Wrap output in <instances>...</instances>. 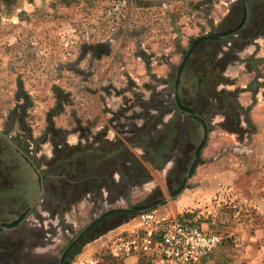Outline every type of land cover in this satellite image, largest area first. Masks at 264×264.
<instances>
[{
	"label": "crops",
	"instance_id": "crops-1",
	"mask_svg": "<svg viewBox=\"0 0 264 264\" xmlns=\"http://www.w3.org/2000/svg\"><path fill=\"white\" fill-rule=\"evenodd\" d=\"M261 14L264 15L263 8ZM210 45L202 46L210 49ZM198 48L189 60L196 54ZM179 49L180 53L183 51L185 54L178 67H172L175 65L169 60L164 62L166 65L164 68L149 65L152 67L146 78L121 67L122 81H114V64L110 63L105 76L98 79L91 72V76L88 74L82 81L84 85L81 88L84 89L86 85L91 86V92L89 96L80 98L79 102L68 95L69 101L65 104L57 99L42 106L41 110L34 105L28 108L29 112H38L39 115V121L31 125L28 136L31 142L30 147L36 146L35 158L50 161L55 154H64L63 149L66 148L85 150L97 149L103 145L112 146L110 151L115 157L120 144L126 147L122 134L125 123L121 121H125L130 114L132 115L134 109L126 107L133 95L127 89L128 80L137 88L142 85L147 87V84L152 82L151 76H154L156 80L175 77V83L184 58L191 49V41L181 43ZM95 50L99 49L96 47ZM92 57L91 67L94 65L93 62L99 60L95 59V56ZM206 65L203 67L204 70L209 69L208 72L218 74L215 82L210 77L195 75L189 69L186 72L184 70L186 67H183L187 93L180 96V104L190 111V114H194V110L197 111L192 109L193 103L200 115L203 111L201 108L204 106L203 103L205 106L210 105L212 111L208 118L209 132L206 144L200 152L199 164L194 168L189 180L192 190L190 192L186 189L176 199L172 207L174 212L171 214L173 216L180 214L187 219H198L202 231L215 233L223 238L222 245L215 250L206 264H264V199L250 201L249 206L259 212V217L249 222H241L231 212L219 209L208 201L224 184L245 187L252 192L253 187L250 181L260 174L258 164L255 163L260 162L259 157L256 158V156L264 149V35L239 45H237L236 37L221 42L220 47L212 53ZM167 69L171 71L167 72ZM141 73L142 71L137 74ZM222 79L224 82H219ZM65 84L67 85L65 81L62 85L57 84L56 89L62 94L74 92L72 89H67ZM178 90L181 88L178 87ZM223 92L232 96L235 106L229 101H223L225 107L221 106L222 111H220L219 108H215V104ZM189 101L193 102L188 104ZM59 103L60 112L50 116L54 112L52 110L55 107L58 108ZM233 108L238 117L236 127L243 131V138L223 128L227 121L225 116L232 114L230 111ZM168 112L162 116L163 124L172 117V114ZM195 114L185 118L187 126L184 124L180 128L185 129V133L190 131L197 141L198 135L203 134V127L197 118L199 114ZM131 122L135 129H141L140 118H134ZM157 134L160 136V132ZM130 152L137 159L142 154L140 149H130ZM108 160L112 161L111 158ZM240 163L243 165L239 166ZM146 164L145 168L150 174L151 171L155 172L148 162ZM24 167L27 168L22 169L23 171L17 170L14 151L10 153L7 150L0 153V264H13L16 258L32 256L59 260L66 251L68 229L74 231V228L79 226L77 213L83 202L79 200L67 208L62 215L49 213L42 198L35 205L40 191L38 190L36 194L33 192L32 169L28 164ZM170 167L169 161L163 166V170H169ZM120 177L116 172L113 175L116 183L120 181ZM17 183H21L22 186L18 188ZM134 189L131 190V194ZM17 190L20 192L17 193ZM195 201L200 202L198 211L194 209L197 206ZM134 220L131 219L80 246L78 253L69 264H100L98 260H95L97 255L109 249L113 253H107L105 259L110 260L109 264H117L112 261L116 258L114 242L119 236L136 228ZM58 235L62 236L61 240L66 242V245L57 247L60 242ZM111 256L114 258L112 259ZM121 259H123L122 264H136L138 261L136 257Z\"/></svg>",
	"mask_w": 264,
	"mask_h": 264
},
{
	"label": "rangeland",
	"instance_id": "rangeland-1",
	"mask_svg": "<svg viewBox=\"0 0 264 264\" xmlns=\"http://www.w3.org/2000/svg\"><path fill=\"white\" fill-rule=\"evenodd\" d=\"M238 1L11 0L8 5L0 2V131L18 146L24 138L29 136L31 125L39 121L38 112H29L28 108L34 105L38 110H41L42 106L57 99L65 104L69 101V96L79 102L80 98L89 96L88 94L91 92V86L86 85L84 89L81 88L84 85L82 81L86 76L88 74L91 76L92 72L99 79L101 76H105L108 66L112 63L114 64V81H122L121 67L142 78H146L150 74L152 66L149 67V65L164 68L166 66L164 62L169 60L173 61L175 65L172 67H178L185 54L183 51L180 53L179 45L210 35ZM257 8H259L258 5ZM96 47L99 50H95ZM206 47L198 48L196 54L184 66L186 67L184 70L187 72L189 69L195 75L210 77L215 82L218 79V74L208 72L209 69H203L213 53V48ZM92 56L99 59L98 62H93L95 65L93 67H91ZM168 70L171 71L167 69V72ZM141 71L140 75L137 74ZM153 77L151 76L152 82L147 84V87L142 85L137 88L129 80L126 84L127 89L133 94L126 107L134 109L132 115L130 114L125 121L121 122L125 123L124 128L129 131L134 128L131 120L139 118L144 110L170 108L168 103L171 98L163 95V92L167 91L169 94L173 92L175 77L159 80ZM62 80L67 83V85L65 84L67 89L74 91L73 94L71 92L62 94L56 89L57 84H63ZM184 83L187 82L184 80L179 86L181 88L178 90L180 96L187 93ZM191 102L193 101H189L188 104ZM221 106L225 107L224 104H215V108H219L220 111H222ZM191 107L193 110L197 109V111L194 110V113L199 114L194 103ZM56 109L55 107L52 111H56ZM230 115L229 113L225 116L227 120L225 123L228 122L230 126H235V123L229 121ZM18 116L22 118L21 122L18 120ZM201 116L206 118L203 114ZM170 136L171 138L176 137V132L172 130ZM201 139L202 136L198 135V144ZM171 143L167 144L169 148L172 146ZM0 147L3 148H0L2 150L0 153L7 150L1 137ZM27 148L29 145L24 151L29 155L30 151ZM125 148L123 144H120L113 159L119 161L118 167L123 170L125 166L121 165V160L126 153L127 149ZM29 156L32 158L31 155ZM257 157L260 162L254 163L258 164L260 174L250 181V185L253 187L252 192L245 187L224 184L220 186L219 191H216L215 196L208 200L211 201V205L231 212L241 222L256 220L259 217V212L250 207L249 203L251 200L264 199V149L259 152ZM261 159L263 160L261 161ZM33 160L41 171L45 170L40 165V160L35 157ZM18 164L22 165L21 170L27 168L24 167L26 163L16 156V166ZM143 165L142 169L147 166L146 162ZM242 165L240 163L239 166ZM113 167V161L107 160L104 169H99L108 187H111L108 179ZM96 171L98 169H90L91 173ZM193 171L189 175V180ZM145 172L147 178H150L149 181L140 189H134L127 203L124 201L114 202L113 199L105 198L107 203L100 205L101 208L97 205L101 198L89 197L85 200L82 197L80 202L83 203L77 213L79 226L74 228V231L68 229V243L104 211L127 208L130 205L149 200L152 195H158L165 200L164 205L158 208L166 209L171 214L174 212L172 207H174L176 199L186 189L190 192L192 190L189 180L184 178L185 174L183 176L172 175L170 170L164 171L163 169L158 172L151 171V174L147 170ZM31 179L33 181L31 188L36 194L38 191L36 177L32 174ZM80 190H84V187H80ZM179 190L181 191L175 198L170 196ZM195 202L197 206L194 209L198 211L200 202ZM178 217L184 218L185 216L179 214ZM135 218L137 216L132 220ZM61 238L62 236L58 235L60 242L57 247L66 245V242ZM88 238L83 240L81 246L85 241H88ZM107 253L113 252L110 249L106 250L97 255L95 260H98L97 262L100 264H109L110 260L105 259ZM114 253L118 257L111 256L112 259L114 258L112 261L122 264L123 259L120 257V252L117 250ZM136 256L138 257L136 264H140L139 259L142 258V253L139 252ZM56 262L57 258L32 256L23 259L16 258L13 264H56Z\"/></svg>",
	"mask_w": 264,
	"mask_h": 264
},
{
	"label": "trees",
	"instance_id": "trees-1",
	"mask_svg": "<svg viewBox=\"0 0 264 264\" xmlns=\"http://www.w3.org/2000/svg\"><path fill=\"white\" fill-rule=\"evenodd\" d=\"M0 2L8 5L11 0H0ZM248 2L249 0H241L239 9L232 10L231 14H229V16L225 19V22L222 24V26L219 27V29L214 30L210 35L191 41V49L185 56L182 69L177 75V79L175 82L176 92H178V87L184 81V77L182 76V74L184 73L183 67L189 61L190 56L195 52L196 48L199 45L212 44L214 43V41L221 43L223 40L232 38L233 36L240 33L241 29L246 25L250 16L256 17L257 22L253 27V34L248 38L247 36H245V38L253 39L258 36L264 35V17L257 16L258 10H250ZM253 2L255 1L253 0ZM262 3H264V0H260V4ZM225 27H228L227 30H222ZM243 42L246 43L249 41L243 40ZM206 67H208V65H206ZM189 75L191 76V74ZM220 81L224 82L223 79L219 80V82ZM220 97L223 101H229L234 105L233 99L231 98L232 96L230 94L223 92L221 93ZM176 102L179 112L192 116V114H190L188 111L183 109L182 106H180V104L178 103V99H176ZM57 107L58 108L56 109V111L52 112L50 116L60 112V103L57 104ZM230 112H232V114L229 117V121L231 123H235V126H230L227 122L226 124H224L223 128L230 133L236 134L239 138H243V131L236 127L238 117L235 114V111H233L232 109ZM18 118V120L21 122L22 118L20 116H18ZM200 123L203 127V134L201 142H199L198 150L195 154L197 160L193 166V169L197 164H199V155L206 144L207 134L209 132L206 121L201 119ZM111 147L112 146L103 145L97 149H63L64 154L57 153L52 160L43 163V166L45 168L44 171H41L40 167L37 166V164L33 161L35 167H33L32 169V174L36 177L35 182L38 186V190L43 191V201L45 203L46 210L49 213L52 214L63 211L65 210L66 205H70L81 200V198L85 195H89L93 199L95 197H102L101 190L102 188L106 187V182H104V177L99 172V169H104L105 163L110 158L112 159L114 165L112 171L114 170V172L118 173L121 178L125 179V181L127 180L128 184L137 185V177L124 178L122 170L120 169V167H118L119 161L117 159L113 160V152L110 151ZM118 148H120V145ZM21 167L22 165L18 164L17 170H19ZM92 168L95 170L98 169V171H96L95 173H91L90 169ZM21 186V183H17L18 188H20ZM80 187H84V190L81 191ZM180 191L181 190L177 191L174 194H171L170 196L172 198H175L177 195H179ZM19 192L20 190H17V193ZM109 196L112 195L109 194ZM164 203L165 200L161 196L152 195L151 198H149L148 202L130 206L126 209H114L105 212L98 219L94 220L91 223V240L102 236L106 232L113 230L123 223H126L128 220L140 215L143 212H147L156 209V207L158 206L164 205ZM86 242L88 241H85V243ZM77 253L78 250H75L71 257H69V260H63L62 264H69L70 260H72V258Z\"/></svg>",
	"mask_w": 264,
	"mask_h": 264
},
{
	"label": "flooded vegetation",
	"instance_id": "flooded-vegetation-1",
	"mask_svg": "<svg viewBox=\"0 0 264 264\" xmlns=\"http://www.w3.org/2000/svg\"><path fill=\"white\" fill-rule=\"evenodd\" d=\"M254 1L255 2H253V0H249V2H248L249 9L250 10L252 9L254 11L258 10L257 16L264 17V15L261 14L262 8L264 9V3L260 4V0H254ZM240 2H241V0H239L234 5L232 10L239 9ZM255 3H257V4H255ZM257 5L259 6V8L256 9ZM232 10L229 12V14H231ZM229 14L221 21V24L218 26V28L216 27V29H214V30H217V29H219L220 26H222V24L225 22V19L229 16ZM256 22H257L256 17L250 16L246 25L243 26V28L241 29L240 33L233 36V37H236L237 45L244 44L245 42H243V40L250 42L253 39H255V38H253V39H247V38L253 34V32H254L253 27L255 26ZM227 28L228 27H225L222 30H227ZM245 36H247V38H245ZM232 38H230V39H232ZM227 40H229V39L223 40L222 42L227 41ZM202 45H204V44H201L198 47H201ZM220 45H221L220 42L214 41V43H212L210 45L211 46L210 48H213V52H215L216 50H218ZM173 87H174L173 92H171L170 94L167 91L163 92V95H165L168 98H171L170 103H168V106L170 108L158 109V108H148L147 107L148 109L144 110L143 113L139 116V118L142 122L141 129L133 128L132 131H129L126 128L122 129V131H123L122 134H123L124 142L126 145L125 149H127V150H126V153H124V156L121 160V165L125 166V169L124 170L121 169V170H122V173L124 174V178L125 177L126 178L137 177L138 178V179H136L137 185L128 184L127 180L125 181V179H123L121 177H120V181L118 183H116L113 179V175L115 174V172L113 170L109 176V179H108L111 187L106 186L105 188H102V190H101L102 197H100L101 200L98 203L99 207H101L100 205L107 203L106 202L107 200H105V198L106 199H113L114 202L124 201L127 203V201H129V199H130L131 190L134 188L142 187L150 179L149 177L147 178V176H146V172H145L146 169L145 168H144L145 170L142 169V166L144 167V165H143L144 162H146V163L148 162L149 165H151V167L155 171L156 170L158 171L159 169L162 170L163 166L170 161L171 167L169 170H170L171 174L172 175L173 174L174 175H182V176H183V174H185L184 178L186 177V179L189 180V177L187 178L188 171L190 169V172H189V175H190V173L194 170L193 166L197 160L195 157V154L198 150L199 144L197 141H195V137L191 135L190 131H189V133H185L184 132L185 129L180 128L182 125L186 124L185 118H188V116H191V115L182 114L181 112L178 111L176 99H178V103L180 104V102H179L180 101V95L175 90V83L173 84ZM216 104H219V105L223 104V100L221 97L219 99H217ZM180 106H182V105L180 104ZM201 108H203L202 114H203V116H205L204 114H206V118L205 117L203 118L201 116L202 114L198 115L197 118L199 120H201V119L205 120L207 125H208L207 119H208V117H210V114L212 111L211 107H210V105L205 106V104H204V106H202ZM165 110H167V111H165ZM232 110H234V108ZM186 111H188V110H186ZM166 112L171 113L172 117L166 124H163L162 116L164 114H166ZM188 112L190 113V111H188ZM194 114H192V116L196 115V114L195 115ZM176 118H177V120H176ZM174 123H176V125H174ZM161 124H163V126L159 127ZM185 126H187V124ZM160 129H162V130H160ZM208 129H209V125H208ZM172 130H174L176 132V137L171 138L170 135H171ZM158 131L160 132V136L157 134V133H159ZM2 140L4 141V143L7 147V150H9L10 152L14 151L16 153V156H19L25 162L27 161L26 163L31 167V169H33V167H35L34 162H33L34 161L33 156L35 154L34 148H36V146L30 147L31 142H30V138L28 136H27V138H24L18 144V146L16 143L11 141V143L18 150L14 149L10 145H8V143L3 138H2ZM171 141H172V143H171ZM170 143L172 146L169 148L167 146V144H170ZM28 145H29V148H27V149L30 151L29 155H31L32 158H30L28 153L24 151V149ZM130 149H140L142 151L141 156L137 159L134 155L131 154ZM7 150H5V152H7ZM37 160H40V165H42V167L44 168L43 163H46L47 161H45L43 159H37ZM182 181H183V179H182ZM104 182H106V180H104ZM115 191H117V192H115ZM109 194H111L112 196H109ZM85 197L89 198L91 196H89V195L83 196V198H85ZM41 198L43 199V197H41ZM77 202H75V203H77ZM145 202H148V200ZM75 203L70 204V205H66L65 210L67 208H69L71 205H74ZM142 203H144V202H142ZM135 205H137V204H135ZM130 206H134V205H130ZM129 207H127V208H129ZM158 207H156V208H158ZM45 208H46V206H45ZM118 209H126V208H118ZM65 210L60 211L58 213L57 212L52 213V214H61L62 215ZM111 210H114V209H111ZM108 211H110V210H108ZM105 212H107V211L102 212L96 219H98ZM96 219H94V220H96ZM94 220H92L91 223ZM91 223L85 229H83L81 232H79L75 236V238L73 239L74 241H71L67 244L66 251L64 252L62 258H59V260H57L56 264H62L63 260H69V257H71L73 252L81 246V243L83 242V240L86 237H89L88 241L91 240ZM59 261H60V263H59Z\"/></svg>",
	"mask_w": 264,
	"mask_h": 264
},
{
	"label": "built area",
	"instance_id": "built-area-1",
	"mask_svg": "<svg viewBox=\"0 0 264 264\" xmlns=\"http://www.w3.org/2000/svg\"><path fill=\"white\" fill-rule=\"evenodd\" d=\"M134 221L136 228L116 238L114 248L121 258L138 259L142 253L140 264H205L223 243L218 234L202 231L198 221L163 208L143 212Z\"/></svg>",
	"mask_w": 264,
	"mask_h": 264
},
{
	"label": "water",
	"instance_id": "water-1",
	"mask_svg": "<svg viewBox=\"0 0 264 264\" xmlns=\"http://www.w3.org/2000/svg\"><path fill=\"white\" fill-rule=\"evenodd\" d=\"M0 136L8 143V145H10L11 147H13L14 149H16V150H18L12 143H11V141L7 138V136L6 135H4L1 131H0ZM189 172H190V169H189V171H188V175H187V178L189 177ZM42 195H43V191H40V194H39V196H38V198H37V200H36V203H35V205L37 204V202L41 199V197H42ZM171 201V200H170ZM62 258V257H61ZM59 263H60V261H59Z\"/></svg>",
	"mask_w": 264,
	"mask_h": 264
}]
</instances>
